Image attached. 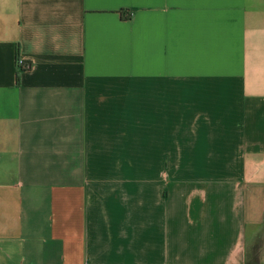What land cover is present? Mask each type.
<instances>
[{
	"label": "crops",
	"instance_id": "obj_1",
	"mask_svg": "<svg viewBox=\"0 0 264 264\" xmlns=\"http://www.w3.org/2000/svg\"><path fill=\"white\" fill-rule=\"evenodd\" d=\"M263 227L264 0H0V264H253Z\"/></svg>",
	"mask_w": 264,
	"mask_h": 264
},
{
	"label": "rangeland",
	"instance_id": "obj_2",
	"mask_svg": "<svg viewBox=\"0 0 264 264\" xmlns=\"http://www.w3.org/2000/svg\"><path fill=\"white\" fill-rule=\"evenodd\" d=\"M262 230L261 237L256 242L253 264H264V227Z\"/></svg>",
	"mask_w": 264,
	"mask_h": 264
},
{
	"label": "built area",
	"instance_id": "obj_3",
	"mask_svg": "<svg viewBox=\"0 0 264 264\" xmlns=\"http://www.w3.org/2000/svg\"><path fill=\"white\" fill-rule=\"evenodd\" d=\"M29 66V63H27L23 58L17 57V67L18 69H25Z\"/></svg>",
	"mask_w": 264,
	"mask_h": 264
},
{
	"label": "trees",
	"instance_id": "obj_4",
	"mask_svg": "<svg viewBox=\"0 0 264 264\" xmlns=\"http://www.w3.org/2000/svg\"><path fill=\"white\" fill-rule=\"evenodd\" d=\"M29 67V66H28ZM24 69V68H23ZM23 69H18L19 71L23 70ZM17 81H18V73H17Z\"/></svg>",
	"mask_w": 264,
	"mask_h": 264
}]
</instances>
